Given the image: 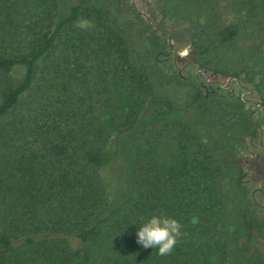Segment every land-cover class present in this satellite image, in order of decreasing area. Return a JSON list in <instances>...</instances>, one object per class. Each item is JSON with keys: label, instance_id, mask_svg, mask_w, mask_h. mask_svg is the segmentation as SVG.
<instances>
[{"label": "trees", "instance_id": "trees-1", "mask_svg": "<svg viewBox=\"0 0 264 264\" xmlns=\"http://www.w3.org/2000/svg\"><path fill=\"white\" fill-rule=\"evenodd\" d=\"M155 2L145 56L121 0H0V264H237L233 245L264 264L243 245L264 241V216L237 162L262 122L203 81L179 103L155 69L182 33L188 61L264 109V0ZM147 106L161 123L140 124ZM119 153L131 187L115 201L102 168ZM155 214L182 225L166 256L137 243Z\"/></svg>", "mask_w": 264, "mask_h": 264}, {"label": "rangeland", "instance_id": "rangeland-1", "mask_svg": "<svg viewBox=\"0 0 264 264\" xmlns=\"http://www.w3.org/2000/svg\"><path fill=\"white\" fill-rule=\"evenodd\" d=\"M73 1V0H72ZM120 7L122 9V20L125 24H130L134 31V45L142 53L147 56L148 49V32L146 31V21L151 18L156 10L155 0H121ZM184 34L179 33L175 38H170V43L174 44L172 54L161 59V63L155 64L157 80L162 86L163 92L168 93L179 103L186 100L188 91L194 84L203 81L213 89L229 91L234 94L241 95L248 109L254 112V116L259 119L262 124L259 127L258 136L248 137L240 146L237 155V162L247 172V178L250 180L251 193L254 203L258 208L261 217L264 216V109L259 105L256 92L248 85L234 78L210 76L209 74H201L199 67L188 61L186 54L189 47H184ZM24 72L23 67L16 70V74L21 76ZM163 75V76H161ZM163 81L165 82L163 84ZM162 120L154 116L151 106L144 108L140 119L141 125L151 123H161ZM128 136H116L113 139L114 148L118 150ZM102 175L108 184L109 195L112 200H119L125 192L130 190V183L126 171V163L119 153L115 159L102 168ZM227 182L221 183V193L225 196L227 191ZM74 246L79 244V240L71 236L69 237ZM243 245L248 249L256 246H263L264 241L255 233L252 237L245 239ZM233 258L237 264H245L241 261L237 247H231Z\"/></svg>", "mask_w": 264, "mask_h": 264}, {"label": "clouds", "instance_id": "clouds-1", "mask_svg": "<svg viewBox=\"0 0 264 264\" xmlns=\"http://www.w3.org/2000/svg\"><path fill=\"white\" fill-rule=\"evenodd\" d=\"M182 234L179 220L155 214L139 224L136 239L144 249L153 248L158 255L166 256L172 253Z\"/></svg>", "mask_w": 264, "mask_h": 264}, {"label": "water", "instance_id": "water-1", "mask_svg": "<svg viewBox=\"0 0 264 264\" xmlns=\"http://www.w3.org/2000/svg\"><path fill=\"white\" fill-rule=\"evenodd\" d=\"M199 69H200V68H199ZM200 70H201V69H200ZM201 71H202V70H201ZM201 74L203 75V74H205V72H203V71H202V73H201ZM259 105H261V103H259Z\"/></svg>", "mask_w": 264, "mask_h": 264}, {"label": "flooded vegetation", "instance_id": "flooded-vegetation-1", "mask_svg": "<svg viewBox=\"0 0 264 264\" xmlns=\"http://www.w3.org/2000/svg\"><path fill=\"white\" fill-rule=\"evenodd\" d=\"M259 132V131H258Z\"/></svg>", "mask_w": 264, "mask_h": 264}]
</instances>
